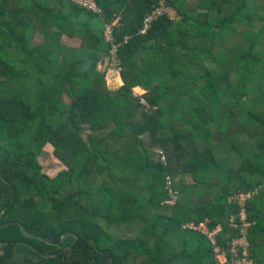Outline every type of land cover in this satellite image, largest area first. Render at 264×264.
<instances>
[{"label": "trees", "instance_id": "1", "mask_svg": "<svg viewBox=\"0 0 264 264\" xmlns=\"http://www.w3.org/2000/svg\"><path fill=\"white\" fill-rule=\"evenodd\" d=\"M96 1L103 16L0 0V264H215L241 236L238 194L252 196L249 253L264 264V0H173L144 36L160 0ZM117 16L130 40L110 90L99 68ZM189 224L222 231L214 244Z\"/></svg>", "mask_w": 264, "mask_h": 264}, {"label": "built area", "instance_id": "2", "mask_svg": "<svg viewBox=\"0 0 264 264\" xmlns=\"http://www.w3.org/2000/svg\"><path fill=\"white\" fill-rule=\"evenodd\" d=\"M73 4L87 9L88 11L93 12L94 14L103 16V10L98 6L96 0H70ZM173 0H160L157 7L148 14L144 20V25L142 30L140 31V35H147L148 32L152 29L153 24L158 22L159 20L166 18L170 14L169 3ZM121 22L116 20L110 25L105 26L104 37L108 44L111 46L110 56L108 59V63L113 68L114 71L117 72V75L121 76V68L118 61L119 50L123 45H126L130 40V37L126 38L124 43H119L117 41V31L121 28ZM136 96L142 97L141 95L135 93ZM142 104L147 107V104L144 100H142ZM167 188H170L171 200L167 202L169 205H175L177 201L178 194L174 192L172 189V182L168 181ZM251 194H238L237 196H233L229 199V203L237 202L240 206V211L238 212V216H233L231 218V226L234 229H240L241 236L235 238L231 241L230 249L227 252H223L219 247H216V258L217 261L215 264H253V260L251 259V255L249 253V241H248V228L251 224L247 221V212H246V201L250 199ZM240 218V223L237 222V218ZM189 228L202 230L204 233L209 235L210 239L214 244H216V236L221 233V227H218L213 232H209L206 224H200L199 226L195 224H189ZM205 227V228H204ZM244 230L246 232H244Z\"/></svg>", "mask_w": 264, "mask_h": 264}, {"label": "rangeland", "instance_id": "3", "mask_svg": "<svg viewBox=\"0 0 264 264\" xmlns=\"http://www.w3.org/2000/svg\"><path fill=\"white\" fill-rule=\"evenodd\" d=\"M62 41H63V44L71 46V47L78 48L80 46V42L77 41V40H70V39L64 38ZM42 42H43V38L38 33V35L34 38V41L32 42V45L33 46H37V45L41 44ZM100 68L99 69L101 71H105V69L102 68V66ZM114 72H116V71H114ZM116 74H117V72H116ZM117 76H119V75H117ZM107 80H108V78H107ZM117 80H119V79H117ZM107 84H108V87H109L110 90H117L122 85L121 81H118L117 84L116 83L113 84L112 82H109V83L107 82ZM135 93L141 95L142 97H144V95H145V93L143 91H141L140 89H135ZM65 101L69 102V100L67 98L65 99ZM83 135H84V138H86L87 131H84ZM142 141H143V144L145 146H147L148 148L153 150V153H154L153 154V159L154 160H159L161 158L160 157L161 149L158 146H152L148 136H143L142 137ZM53 152H54V148L52 146H50V145H47L45 147V149L43 150L42 155L39 158L40 165L42 166V173L46 174V175H48L50 177H55L57 174H59L60 172L65 170V166L59 160H57L55 158ZM188 179H189V181H191V177L190 176H188ZM220 229L222 230V228H220ZM244 232H246V231L244 230Z\"/></svg>", "mask_w": 264, "mask_h": 264}, {"label": "crops", "instance_id": "4", "mask_svg": "<svg viewBox=\"0 0 264 264\" xmlns=\"http://www.w3.org/2000/svg\"><path fill=\"white\" fill-rule=\"evenodd\" d=\"M170 13H171V11H170ZM172 14V13H171ZM172 17V16H171ZM172 18H174V17H172ZM116 20H118V21H122V18H121V16H117L116 18H115V20L113 21V22H115ZM122 23V22H121ZM102 66V68H104L105 69V72L107 73V78H108V80H107V82L109 83V82H112L113 84L114 83H118V80H117V74H116V72H114V70H112V67L110 66V64L106 61L105 63H104V65H101ZM100 66V67H101ZM101 69V68H100ZM102 72H104V71H102ZM119 78H120V80H121V86L120 87H122L124 84H123V82H122V79H121V76H119Z\"/></svg>", "mask_w": 264, "mask_h": 264}, {"label": "water", "instance_id": "5", "mask_svg": "<svg viewBox=\"0 0 264 264\" xmlns=\"http://www.w3.org/2000/svg\"><path fill=\"white\" fill-rule=\"evenodd\" d=\"M5 213V210L0 214V218L2 217V215ZM21 226V225H20ZM21 229L23 230V227L21 226ZM25 234V233H24ZM65 237H63L62 241L64 240Z\"/></svg>", "mask_w": 264, "mask_h": 264}]
</instances>
